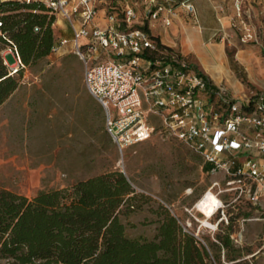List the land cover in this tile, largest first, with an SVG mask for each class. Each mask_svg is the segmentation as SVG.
<instances>
[{
  "label": "rangeland",
  "instance_id": "1",
  "mask_svg": "<svg viewBox=\"0 0 264 264\" xmlns=\"http://www.w3.org/2000/svg\"><path fill=\"white\" fill-rule=\"evenodd\" d=\"M205 1L215 15L213 27L219 26L217 14L227 18L212 43H222L226 57L232 58L217 78L203 69L211 62L208 56L189 54L188 61L208 85L228 95L258 92L264 87V0H224L223 9L217 0ZM157 31L167 42L177 28L172 22ZM54 32L56 38L69 36L56 27ZM71 50L69 42L57 54L26 67L17 89L0 105V187L31 198L40 190L68 187L119 170L146 198L133 213L121 217L129 237L152 238L157 226L153 212L161 205L216 261L264 264V200L252 206L245 198L225 192L222 174L202 171L203 159L161 125L150 139L121 154L104 130L102 109L84 87V66ZM4 58L8 64L15 63L9 52ZM214 181L218 185L211 192L222 202V209L206 219L195 205ZM230 219L233 251L221 248L217 238Z\"/></svg>",
  "mask_w": 264,
  "mask_h": 264
},
{
  "label": "built area",
  "instance_id": "2",
  "mask_svg": "<svg viewBox=\"0 0 264 264\" xmlns=\"http://www.w3.org/2000/svg\"><path fill=\"white\" fill-rule=\"evenodd\" d=\"M18 1L40 3L55 22H65L69 36H59L51 51L57 54L71 43V53L84 66V87L101 107L104 130L121 154L150 139L161 125L211 165L207 174H222L225 192L260 205L264 87L242 95L209 88L184 54L152 38L150 23L170 26L176 8L198 24L190 0ZM6 50L15 59L9 73L16 74L24 68L18 52ZM216 185L214 181L207 191ZM219 202L214 214L222 209Z\"/></svg>",
  "mask_w": 264,
  "mask_h": 264
},
{
  "label": "trees",
  "instance_id": "3",
  "mask_svg": "<svg viewBox=\"0 0 264 264\" xmlns=\"http://www.w3.org/2000/svg\"><path fill=\"white\" fill-rule=\"evenodd\" d=\"M54 22L40 3L0 1V105L17 89L26 67L53 54ZM152 38L160 43L157 36ZM8 48L17 50L24 67L13 75L2 56ZM207 166L202 163V171L207 172ZM145 199L119 170L68 187L40 190L31 198L0 187V260L4 264H222L161 205L153 212L154 236L129 237L121 217L133 213ZM227 224L217 238L221 248L233 251V221Z\"/></svg>",
  "mask_w": 264,
  "mask_h": 264
},
{
  "label": "crops",
  "instance_id": "4",
  "mask_svg": "<svg viewBox=\"0 0 264 264\" xmlns=\"http://www.w3.org/2000/svg\"><path fill=\"white\" fill-rule=\"evenodd\" d=\"M190 1L194 5L195 10H197L196 14H198L197 15L198 24H194L192 21L188 19V17L185 16V14L182 12V10H180V8H176L175 9L176 14L173 17L172 22L175 24L177 28V32H174L173 34H171L172 39L168 40L167 42L162 41V39L160 38L159 32L157 30L159 28L166 29V27H163L159 23V21H153L150 23L151 35L157 36L160 39V42L162 44L180 51L186 57L189 54L194 55V56L204 54L210 58L208 48L212 47L215 44L220 43V42L212 43V39L215 35H217V33L220 31L221 28L225 27L227 18L220 17V15L217 14V20L219 22V26L213 27L211 23L214 20L215 15L213 14V12L210 11V8L208 7V5L205 4L206 1L205 0H194V3L192 2V0ZM217 1L219 2L220 8L223 9L221 4L224 3V0H217ZM55 27L58 30H60L62 33H65V34L68 33L66 31V24L62 20H57L55 22ZM6 53H8V50H4L2 52L3 58ZM223 57H224L223 59L225 61V65L229 68V60L226 57L224 50H223ZM212 61H214L213 58H212ZM5 62L8 68H11L12 66H14V63L8 64L6 60ZM237 63H240L239 60L237 61ZM225 65L223 64V66ZM203 69L208 73V71L204 67ZM219 74L220 72L218 73V75ZM211 86L215 88L214 85H211Z\"/></svg>",
  "mask_w": 264,
  "mask_h": 264
},
{
  "label": "bare ground",
  "instance_id": "5",
  "mask_svg": "<svg viewBox=\"0 0 264 264\" xmlns=\"http://www.w3.org/2000/svg\"><path fill=\"white\" fill-rule=\"evenodd\" d=\"M223 50L224 45L222 43L215 44L212 47L208 48L211 62H208L209 65H204L203 67L209 73H213V78H217L218 73L223 67V64L225 65V61L223 59ZM212 58L214 61H212ZM219 204L220 202L217 197L211 191H207L197 201L195 208L197 211L202 213L206 219H209L214 215V213L216 212V208L219 206Z\"/></svg>",
  "mask_w": 264,
  "mask_h": 264
}]
</instances>
